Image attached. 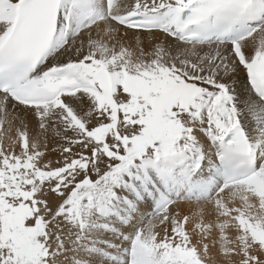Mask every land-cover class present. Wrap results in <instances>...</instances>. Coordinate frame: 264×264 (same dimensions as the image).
<instances>
[{"label": "snow or ice", "instance_id": "6c2138e0", "mask_svg": "<svg viewBox=\"0 0 264 264\" xmlns=\"http://www.w3.org/2000/svg\"><path fill=\"white\" fill-rule=\"evenodd\" d=\"M0 264H264V0H0Z\"/></svg>", "mask_w": 264, "mask_h": 264}, {"label": "bare ground", "instance_id": "6f19581e", "mask_svg": "<svg viewBox=\"0 0 264 264\" xmlns=\"http://www.w3.org/2000/svg\"><path fill=\"white\" fill-rule=\"evenodd\" d=\"M240 74H241V75H239V78H243L242 75H244V74H242V73H240ZM187 207H188V206H186V205H181V206H180V211H181V212L186 211V210H187Z\"/></svg>", "mask_w": 264, "mask_h": 264}, {"label": "rangeland", "instance_id": "374dc122", "mask_svg": "<svg viewBox=\"0 0 264 264\" xmlns=\"http://www.w3.org/2000/svg\"><path fill=\"white\" fill-rule=\"evenodd\" d=\"M242 74H243V72H241ZM239 75H241V74H239ZM243 76V75H242Z\"/></svg>", "mask_w": 264, "mask_h": 264}]
</instances>
